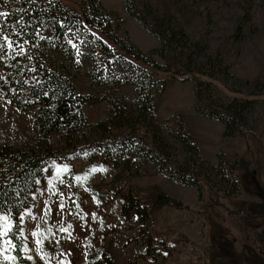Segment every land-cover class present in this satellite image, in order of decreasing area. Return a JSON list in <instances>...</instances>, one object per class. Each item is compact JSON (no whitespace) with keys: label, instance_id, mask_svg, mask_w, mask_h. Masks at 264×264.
Masks as SVG:
<instances>
[{"label":"rangeland","instance_id":"obj_1","mask_svg":"<svg viewBox=\"0 0 264 264\" xmlns=\"http://www.w3.org/2000/svg\"><path fill=\"white\" fill-rule=\"evenodd\" d=\"M19 1L1 0L5 13L23 9L25 4ZM33 1L43 4L41 19L58 6L80 12L79 0ZM99 2L122 19L121 26L116 27L119 34L126 29L130 41L144 52L160 48L158 39L125 12L123 0ZM133 2L146 20L152 14L172 16L174 25L183 28L191 44H202L205 54L217 57L218 62H213L218 67L207 68L205 58L198 55L195 65H187L184 73L161 71L117 48L111 56L92 52L93 42L75 40V33L67 35L71 48L66 49L53 38L46 22L37 24L35 41L29 42L17 33L14 22L8 21L5 29L0 27V143L41 147L36 117L43 106L42 96L57 90V84L68 83L82 95L80 113L86 122L106 119L107 103L98 97L114 96L132 104L131 83L138 74L144 75L141 69L148 71L151 80L160 82L158 89L151 91L157 92L152 97V113L165 138L180 146L168 132L176 130L179 118L205 160L215 163L220 152L233 163L230 173L238 188L226 195L225 183L215 177L217 186L204 183L200 191L203 199L198 200L193 187L168 179L149 160L142 162L141 175L126 171V177L118 179L119 169L109 163L103 170L105 160L96 150L106 133L93 127L77 129L71 141L74 145L78 141V149L72 152L62 142L65 131L54 130L48 135L53 155L46 159L24 221V258L31 264H86L87 250L98 249L114 264H264V0ZM94 32L102 42L113 45L106 35ZM188 45H179L177 50L186 53ZM152 57L164 64L156 51ZM92 62L96 63L94 69ZM220 64L226 69L223 73L217 71ZM59 78L60 83L52 82ZM196 80L208 84L207 94L217 104L247 103L242 110L245 126L239 132L224 135L221 122L194 110ZM126 131L120 127L109 132L112 137ZM222 168L226 173L227 168ZM80 174L82 179L78 180ZM240 176L244 177L241 181ZM128 189L137 200L148 203L145 227L135 215L121 213V201ZM156 194H167L186 207L155 208L150 198ZM142 229L150 237L146 248ZM33 232L38 235L33 236ZM43 234L47 237L45 252L36 243Z\"/></svg>","mask_w":264,"mask_h":264},{"label":"trees","instance_id":"obj_2","mask_svg":"<svg viewBox=\"0 0 264 264\" xmlns=\"http://www.w3.org/2000/svg\"><path fill=\"white\" fill-rule=\"evenodd\" d=\"M123 1L125 12L136 19L143 29L158 39L161 44L159 49L144 52L130 41L126 29L119 34L116 27L121 26L122 19L114 11L106 9L99 0H79V14L58 6L50 13L44 14L43 19L39 17L40 12L44 13V10L40 9L43 5L41 2L20 0L19 3L25 4V7L17 10V13L16 10H11L7 11L6 16H0V27L5 29L4 27L9 24L8 21H13L17 33L23 35L27 41L32 42L35 41L33 33H35L37 24L46 22L45 24L51 28L53 38L60 40L66 49L71 48L67 42L70 40L67 35L75 33L77 34L74 37L75 40L90 39L93 42L92 52L99 51L104 55L111 56L112 50L117 48L136 61L152 65L157 70L173 71L176 74L186 72L187 65L194 66V61L198 55L205 58L207 68L218 67L217 63L213 62L217 57L205 54L203 52L205 51L204 45L201 44L199 47L197 43L191 44L183 28L174 25L172 16L152 14L149 21L138 13L133 0ZM0 12H6V6L1 4V0ZM94 30L106 35L113 45L110 46L102 42ZM187 43H189V50L186 53L180 49L177 50L179 45L186 46ZM155 51L163 58L164 64H159L152 57ZM216 60L218 62V59ZM92 67L94 69L96 63L92 62ZM194 69L203 73L198 66H195ZM219 69L217 71L222 73L226 71L221 67V64ZM140 71L144 75L138 74L131 83L130 100L133 107L126 100L117 101L114 96L102 95L98 98L106 101L108 117L92 124L86 122L85 116L80 113L82 95L78 94L68 83L65 85L57 84V90L50 95L49 93L45 96L40 95L43 106L36 118L42 139L41 147L39 149L28 146L10 147L0 143V217H8V224L11 225L6 235H0V263L31 264L23 255L26 248L23 243L25 240L24 221L31 210L32 203L30 201L38 190L37 184L43 175L46 159L53 155L51 146H49L48 135L54 130L58 131L62 128L65 131L62 142L72 152L78 149L76 145L78 141H75L76 146L71 141L76 137L77 129L93 127L101 133H106L105 138H100L97 143L96 150L102 152L105 160L106 164L102 166L103 170L108 168L109 163L114 164L119 169L121 175L119 174L118 179L125 178L124 173L127 174V172L130 173L129 175H141L140 166L142 162L149 160L156 165L157 171L168 179L171 178L182 186L193 187L198 200L203 199L200 191L204 183L210 187L212 185L217 186L215 177L225 183L223 191L226 195L237 190L238 182L230 173L233 169V163L227 162L220 152L216 153L217 160L215 163L205 160L199 154L198 147L190 139V135L186 132V128L179 118L176 119V130L168 132L180 146H174L165 138L166 136L159 128L155 115L152 113V97L157 92L151 94V91L158 89L160 82L151 80L148 71L141 69ZM55 81L60 83L61 80L60 78L59 80L52 79V82ZM208 91V84L202 83L200 80L194 82V110L208 117H214L221 122L224 126V135H234L239 132L245 126L242 110L248 107L247 103L231 101L217 104L208 96ZM120 127H125L127 131L124 134L119 133L111 137V129ZM99 167L100 165L96 166L95 169ZM222 167L227 168L226 173ZM89 173L91 176L94 172ZM77 177L82 179L81 174ZM243 179V176L239 177L240 181ZM227 185L229 188L226 190ZM150 204L155 208L164 205L175 208L186 207L167 194H156L150 198ZM121 207L122 214L130 217L133 214L142 221L144 227L146 226L149 219L148 203L144 200H137L130 193V189L121 201ZM144 227L143 229H145ZM143 229L141 234L145 242L144 248H146L147 244L150 243V237ZM4 230L5 222L0 219V233H3ZM49 237L50 234H48ZM38 239L41 241L40 249L45 252L43 245L47 241L46 234L39 235ZM5 256L15 259L5 260ZM85 258L86 264H114L104 251L98 249L87 250Z\"/></svg>","mask_w":264,"mask_h":264},{"label":"snow or ice","instance_id":"obj_3","mask_svg":"<svg viewBox=\"0 0 264 264\" xmlns=\"http://www.w3.org/2000/svg\"><path fill=\"white\" fill-rule=\"evenodd\" d=\"M6 15H7V13L0 12V16H6ZM7 46H8V48H11L12 47V44L9 42ZM0 48H2V45H0ZM97 170L98 169H95V168L92 169L93 172H95ZM58 171H59V169H58ZM64 171H67V169H64ZM77 179H81V178L80 177H77ZM85 179H86V177H85ZM49 183H51V181ZM0 219L4 220V222H5V230H4L3 233H0V235H6L7 232H8V230L11 228V225L8 224V217H6V216L5 217H0ZM61 231H64V229H61ZM32 235L33 236H37L38 233L37 232H33ZM36 243H37V245H39L41 243V241L38 239L36 241ZM25 250L27 251V248H25ZM37 251H40L39 247L37 248ZM4 259L5 260H8V259H15V258L14 257H11L10 258V257L5 256ZM29 259H31V257H29Z\"/></svg>","mask_w":264,"mask_h":264}]
</instances>
